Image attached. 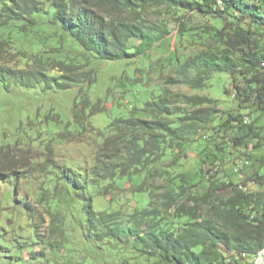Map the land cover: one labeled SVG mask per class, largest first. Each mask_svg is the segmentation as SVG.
I'll use <instances>...</instances> for the list:
<instances>
[{
  "label": "trees",
  "instance_id": "1",
  "mask_svg": "<svg viewBox=\"0 0 264 264\" xmlns=\"http://www.w3.org/2000/svg\"><path fill=\"white\" fill-rule=\"evenodd\" d=\"M158 5L195 12L208 20L202 28L188 33L178 17V34L188 33L192 39H204L205 47L176 60L173 74L164 77L163 83L200 89L206 83L208 72H227L233 86L232 95L237 101L235 111H224L219 122L213 124L219 108L210 96L172 92L147 78H134V81L155 86L157 90L142 106H133L126 116L112 119L109 128L121 142L115 155L104 159L101 165H95L87 173L86 180L64 166L56 173L58 176H50L82 193V196L75 194L67 199V219L63 218V226L59 227L57 223L54 226L59 233L65 231L68 238H80V247L88 250L95 251L93 243H120L123 239H132L131 245L139 251L136 264H141L144 257L148 264L152 259L154 264H250L254 254L264 245V196L262 192L252 194L247 182L254 180L262 186L264 174L244 171L253 164L254 159L251 160L249 154L239 157L235 172L232 166L238 161L233 162L230 156L233 152L225 149L227 145L250 148L264 143V134H260L255 123L257 117L254 120L249 117L250 122L245 124L246 116L242 112L251 107L253 113L264 112V0H0L1 34L7 25V32L14 33L16 45L21 46L25 27L15 23H23L30 17L39 21V27H44L30 40V51L37 53L46 44L53 43L57 49L43 50L36 56L38 62L33 69L0 64V85L7 88L10 79L24 87L42 84L44 90H65L76 84L75 101L85 104L84 101L89 100L88 88L96 82L101 62L122 64L125 61L124 64L133 66L141 59L133 63L132 57L142 55L168 33L159 26L138 23L139 19L145 20L143 13ZM126 12L135 20L111 16ZM133 40L138 43L130 44ZM36 42L43 46H35ZM49 57L61 68L60 72L47 73L45 64L49 63ZM75 58L90 67L86 74L70 70ZM83 107L87 109L89 104ZM204 128L210 135L204 134L202 138L211 137L210 151L215 156L209 161L210 166L200 171L203 180L208 182L205 190L196 191L194 184H186L184 180L177 190L168 186L163 194V211L149 200L146 206L137 207L128 215L108 210L95 212L91 208L89 200L93 187H99L104 181L106 188L112 184L121 187L127 178L137 180L142 173L149 175L156 161L169 159V165L176 166L175 160L179 157L172 151L184 149ZM201 153L202 164L210 154ZM244 157L249 160L248 166ZM224 162H233L227 172L222 167ZM180 175L184 177V174ZM119 179H123L122 182H118ZM47 201L49 205L60 202L57 197L47 198ZM21 203L18 207H29L26 201ZM171 208L173 212L169 218L163 212ZM29 219L32 221L27 226L32 231L31 242L58 255V241L39 237L34 217L29 214ZM25 247L35 254L30 257L31 264H40L39 261L53 264L42 252L32 251L28 245ZM103 247L105 245L100 248ZM80 253L70 251L69 254L79 257Z\"/></svg>",
  "mask_w": 264,
  "mask_h": 264
},
{
  "label": "rangeland",
  "instance_id": "2",
  "mask_svg": "<svg viewBox=\"0 0 264 264\" xmlns=\"http://www.w3.org/2000/svg\"><path fill=\"white\" fill-rule=\"evenodd\" d=\"M44 4L46 5L45 2ZM51 13L50 10L49 14ZM111 16L135 20L128 12L121 15L112 13ZM143 17L145 20L139 19V24L159 26L167 29L168 33L148 47L142 55L132 57L133 63L141 59V62L133 66L124 64L125 61L122 64L118 61L101 62L96 82L87 91L90 101L87 98L85 104L80 100L75 101L76 84L65 90H44L42 84L24 87L10 79L7 88L0 85V264H31L30 257L35 254L31 253L30 249L27 250L26 245L30 246L32 251L42 252L43 257L53 264H136L139 261L136 255L139 251L131 245L132 239H129L130 241L123 239L120 243L107 241H103L102 244L93 243L94 251L81 248L80 238H68L65 231L59 233L54 223L61 227L64 219H67L69 210L66 205L67 199L75 194L82 196V193L75 192V189L69 188L63 181L50 178L58 176L56 173L64 166L70 169L72 174L86 180L87 173L95 165H101L104 159L115 155L121 142L117 141L118 135L113 134L109 128L112 119L120 115L126 116L133 106H142L151 93L157 90V87L134 81V78L138 80L147 78L149 82L172 92L210 96L216 100L219 108L213 124L219 122V117L224 116V111H235L237 101L232 95L233 86L227 72H208L206 83L200 89H193L184 84L170 86L163 83L164 77L173 74L177 66L176 60L205 47L204 39H192L187 34L202 28L208 22L207 18L195 12H182L166 5H158L148 10L143 13ZM178 17L188 32L185 35L178 34ZM25 22L27 25L23 24ZM34 22L33 18L28 17L23 23H15L25 27L26 35L21 46L16 45L14 38L17 36L12 32L8 33V26L5 25V31L3 34L0 33V64L10 68L33 69V65L38 62L36 56L38 57L43 50L57 51L55 43L46 44L43 50L37 53L30 51V40L34 35H39L44 28L39 27V21L35 22V25ZM2 28L0 21V32ZM137 43L136 40L130 42L134 45ZM36 45L43 46L38 42ZM79 52L77 51V54ZM49 60V63L45 64L47 73L52 75L60 72L61 68L55 66V61L50 57ZM72 60L70 70L86 74L90 67L80 64L76 58ZM137 66L143 69L139 70ZM87 104L89 107L85 109L83 106ZM253 110L251 107L242 112L252 120L257 117L255 123L263 135L264 112L253 113ZM72 112L76 115L74 116ZM204 134L210 135V131L204 128L184 149L172 151L175 152L173 153L175 157H179L175 160L176 166L169 165V159L156 161L153 165L156 169L152 166L149 175L142 173L137 180L135 177L127 178L121 187L112 184L110 188H106V181L99 187H93L91 198L89 197L91 208L95 212L108 210L128 215L135 208L146 206L148 200L161 208L165 203L163 194L167 190L166 187L177 190L184 183L183 180L186 184H194L196 191L205 190L208 182L203 180L200 171L209 167V161L215 156L210 151L212 139L211 137L203 139ZM227 147L225 150L233 152L230 155L233 162L247 154L251 160L254 159L253 164L244 169L245 172L255 174L256 168L260 165L262 167L259 171L264 172V160H260L261 154L264 153V144L250 148H235L230 145ZM201 152L210 154L205 157L202 164ZM239 161L235 165L239 164ZM233 162L222 163L226 172L230 170ZM233 170L237 171L234 168ZM180 174H184V177ZM239 176L242 177L241 172ZM122 180L119 179L118 182ZM247 185L252 194L262 192L264 196V184L260 186L258 182L250 180ZM55 197L60 202L49 205L47 198ZM22 200L26 201L29 207H22L23 209L18 207ZM163 210L161 208V211ZM171 212L172 208L163 213L170 216ZM29 214L37 223L35 230L39 237H51L58 241L56 246L59 249L58 255L31 242L29 236L32 231L27 227L32 222ZM102 245H105L103 249L100 248ZM70 251L81 253L78 257L70 255ZM145 258L141 264H148ZM124 260H127V263H122ZM39 263L42 264L40 261Z\"/></svg>",
  "mask_w": 264,
  "mask_h": 264
},
{
  "label": "bare ground",
  "instance_id": "3",
  "mask_svg": "<svg viewBox=\"0 0 264 264\" xmlns=\"http://www.w3.org/2000/svg\"><path fill=\"white\" fill-rule=\"evenodd\" d=\"M244 121H246L248 123V122H250V118L246 116L244 118ZM245 163H246V161H245ZM240 187L243 189L247 188L246 186H242V185H240ZM250 264H264V245L254 254V256L251 259Z\"/></svg>",
  "mask_w": 264,
  "mask_h": 264
},
{
  "label": "crops",
  "instance_id": "4",
  "mask_svg": "<svg viewBox=\"0 0 264 264\" xmlns=\"http://www.w3.org/2000/svg\"><path fill=\"white\" fill-rule=\"evenodd\" d=\"M263 144H264V143H263ZM260 160H261V161L264 160V153L261 154V158H260ZM261 167H262L261 165L258 166V167L256 168V172H258V173H260V174H264V172L261 173V172L259 171V169H260ZM263 167H264V166H263Z\"/></svg>",
  "mask_w": 264,
  "mask_h": 264
},
{
  "label": "built area",
  "instance_id": "5",
  "mask_svg": "<svg viewBox=\"0 0 264 264\" xmlns=\"http://www.w3.org/2000/svg\"><path fill=\"white\" fill-rule=\"evenodd\" d=\"M243 122L246 124L247 122L246 121H244L243 120ZM245 158V160H246V166H248L249 165V160L246 158V157H244ZM233 168H235V164L232 166Z\"/></svg>",
  "mask_w": 264,
  "mask_h": 264
}]
</instances>
